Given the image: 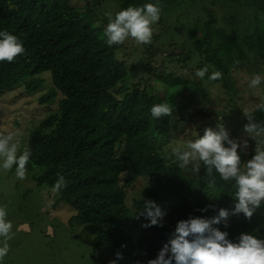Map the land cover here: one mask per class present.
<instances>
[{"label":"trees","instance_id":"trees-1","mask_svg":"<svg viewBox=\"0 0 264 264\" xmlns=\"http://www.w3.org/2000/svg\"><path fill=\"white\" fill-rule=\"evenodd\" d=\"M156 2L123 0L111 16L130 6ZM159 4L158 24L174 15L175 22L183 25L184 17L188 36L181 42L162 39L164 29L153 34L150 45L136 47V52L142 50L138 63L143 72L127 86V63L117 57L120 45L106 43L104 26L109 17L97 14L98 4L83 9L72 0H0V32L17 36L26 49L11 63L0 61V98L20 88L34 93L48 86L38 99L47 108L46 117L19 154L31 152L28 172L34 173L32 179L39 187L47 186L49 196L59 176L65 178L68 186L60 195L52 194V199L76 212L75 219L94 235L96 249H111L110 261L121 253L122 260L130 257L131 264H147L168 242L178 221L211 219L220 209L233 211L234 182H224L216 174V188L209 189L203 167L198 176L191 165L180 169L168 143L187 137L195 115H182L181 110L192 102L191 90L208 98L203 86L212 66L224 78L235 59L264 65V0H159ZM163 52L167 63H158ZM198 59V67L209 68L199 84L173 71L179 65L189 70ZM118 85L123 89L121 98L113 93ZM177 91L178 106L171 102ZM165 102L180 118L152 117L153 105ZM250 115L257 123L264 121L262 111ZM238 154L244 163L240 149ZM139 180L142 186H137ZM140 188L142 196L131 207L128 191ZM145 200L162 204L167 213L162 228L141 227L148 223L143 216L137 219ZM208 205L212 207L207 212L200 211ZM227 224L213 227L228 232L234 243L241 233L264 239V204L250 221L243 214L230 215Z\"/></svg>","mask_w":264,"mask_h":264},{"label":"rangeland","instance_id":"rangeland-1","mask_svg":"<svg viewBox=\"0 0 264 264\" xmlns=\"http://www.w3.org/2000/svg\"><path fill=\"white\" fill-rule=\"evenodd\" d=\"M122 1L72 0V3L83 9H87L89 5L98 4L97 14L99 13L102 17L119 9ZM173 21L175 24L169 28V24ZM181 21L183 25L175 22L174 15L165 16L161 25L157 22L152 26L153 34H162V30L166 29L167 32L164 30L162 39L171 37L176 42H181L188 36L186 32L188 25L184 24L185 18H181ZM106 26L107 24L104 29ZM139 46L140 44L129 38L120 45L121 48L117 52L118 59L125 61L129 69L130 75L125 81L127 86L136 83L143 72L138 63L142 50L138 52L135 50ZM165 53L167 52L161 53L162 58H158V63H167V59L164 58ZM199 60L201 59L191 62L189 70H181L179 65L173 71L178 75L187 74V79L199 84L204 80L195 75L198 69H202L196 65ZM167 66L171 67L170 64ZM212 69V72L216 71L213 66ZM256 74L264 78V65L244 61L224 75L223 80L212 84H208L209 80L204 82L203 88L209 93L207 99L201 91H189L192 102L185 105L181 112L182 115L189 113L195 117L186 130L187 137L168 143L170 150L172 152L174 149L184 150L189 141H195L203 135L205 128L215 129L217 123H224L231 138L235 137L238 141L247 139L249 147L241 151L244 163L250 160L254 155L255 141L244 133V126L248 123L244 113L251 114L256 110V105L264 101V82L255 88L249 86L252 77ZM47 88L48 86L38 89L34 93L20 88L7 92L0 98V134L19 133L21 145L18 155L28 146L31 133L46 117L47 108L39 104L38 99ZM153 88L155 89L156 86ZM158 89L163 94L164 88L159 86ZM113 93L117 98H121L122 86L118 85L113 89ZM173 95L171 102L178 106L181 102V93L177 91ZM52 107L55 106L52 105ZM173 118L178 119L180 116L175 115ZM33 174L28 172L26 180H19L15 175L14 166L11 171H5L0 167V207L6 206L7 219L12 222V233H14V238L8 241L10 252L0 264H109L112 257L111 249L109 247L96 249L93 246L94 235L84 231L82 221L75 219L76 212L64 204L57 206L52 199V194L49 196L47 186L39 187L32 179ZM142 184L143 182L139 180L137 186ZM141 190L142 188L137 191H128V205L133 207L132 201L142 196L139 195ZM49 201L52 203L50 204ZM158 206L163 210L162 204ZM2 244L3 238L0 237V246ZM122 261L120 264H131L130 257Z\"/></svg>","mask_w":264,"mask_h":264},{"label":"clouds","instance_id":"clouds-1","mask_svg":"<svg viewBox=\"0 0 264 264\" xmlns=\"http://www.w3.org/2000/svg\"><path fill=\"white\" fill-rule=\"evenodd\" d=\"M162 6L159 0L155 4L148 3L140 7L130 6L109 16V23L104 30L106 43L109 46L122 45L132 38L137 44L150 45L153 38V25L161 17ZM26 52L23 43L15 35L7 31L0 32V61L13 62L18 56ZM234 66L239 65L238 59L234 60ZM209 68L205 66L198 69L196 77L203 80ZM223 78V73L214 71L208 76L209 81H217ZM264 82L259 74L252 77L250 87H258ZM256 110L264 112V101L256 105ZM154 119L172 117L174 108L169 102L153 105L150 109ZM248 123L244 126V133L255 141L254 155L245 163L241 162L238 149L246 150L249 145L247 139L238 141L231 138L229 130L224 123H217L216 128L204 129L203 135L195 141H189L186 149H174L172 155L179 161V168L185 169L191 165V171L195 175L204 169V178L209 189L215 190L216 174L224 182H234L235 193L232 199L235 201L234 209L230 213L226 209H220L218 216L211 219L189 217L187 220L178 221L170 239L163 245L155 259H150L147 264H264V239H258L251 234L241 233L239 242H232L228 232L220 231L213 227L227 220L230 215L243 214L249 221L254 213L264 204V121L257 123L254 117L244 113ZM21 145L18 132L0 134V167L5 171H11L15 166V175L19 180H26L28 176L27 165L31 152L24 150L18 155ZM68 186L63 176H59L57 182L51 188L54 196H58ZM51 204L52 201H49ZM145 207L139 212L137 219L143 216L148 223L142 228L163 227V220L167 213L155 202L144 201ZM212 205L200 209L207 212ZM213 210H215L213 208ZM6 206L0 207V237L3 244L0 246V262L10 252L9 240L14 238L13 224L7 219ZM85 224H83V228ZM85 231V230H84ZM89 233L91 234L90 230ZM94 245V244H93ZM122 247H126L122 245ZM121 253H116V259L109 264H117L122 260ZM139 264V262H138Z\"/></svg>","mask_w":264,"mask_h":264}]
</instances>
